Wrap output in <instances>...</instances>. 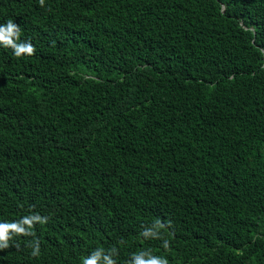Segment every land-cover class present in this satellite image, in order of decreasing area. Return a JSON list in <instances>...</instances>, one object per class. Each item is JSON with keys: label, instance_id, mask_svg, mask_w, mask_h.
<instances>
[{"label": "trees", "instance_id": "trees-1", "mask_svg": "<svg viewBox=\"0 0 264 264\" xmlns=\"http://www.w3.org/2000/svg\"><path fill=\"white\" fill-rule=\"evenodd\" d=\"M9 20L35 51L0 41V264H264V0Z\"/></svg>", "mask_w": 264, "mask_h": 264}, {"label": "clouds", "instance_id": "clouds-1", "mask_svg": "<svg viewBox=\"0 0 264 264\" xmlns=\"http://www.w3.org/2000/svg\"><path fill=\"white\" fill-rule=\"evenodd\" d=\"M41 5L43 4V0H40ZM19 35V27L18 25L14 24L12 20H9L6 24V27L4 25H0V41H4L5 46H11V48L14 49L15 55L20 56L21 53H27L28 55H32L35 51L31 43L20 44L17 45L13 42L11 39L13 36ZM39 217H34V219H38ZM26 223H31L29 220H25ZM8 227L15 228L17 232L22 231V229H19L16 227V225H9ZM6 233H7V227L0 225V241L6 239ZM167 247V244L164 245ZM33 255H36V253H33ZM84 264H96L95 259L86 260ZM140 264H144L143 261L140 262ZM148 264H168L167 260H160V259H152L148 262Z\"/></svg>", "mask_w": 264, "mask_h": 264}]
</instances>
